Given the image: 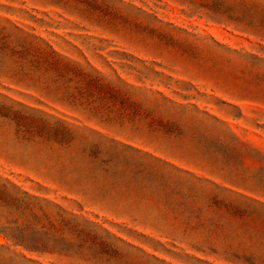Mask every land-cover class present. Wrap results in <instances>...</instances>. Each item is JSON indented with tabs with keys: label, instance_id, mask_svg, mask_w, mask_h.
<instances>
[{
	"label": "rangeland",
	"instance_id": "1",
	"mask_svg": "<svg viewBox=\"0 0 264 264\" xmlns=\"http://www.w3.org/2000/svg\"><path fill=\"white\" fill-rule=\"evenodd\" d=\"M0 264H264V0H0Z\"/></svg>",
	"mask_w": 264,
	"mask_h": 264
}]
</instances>
